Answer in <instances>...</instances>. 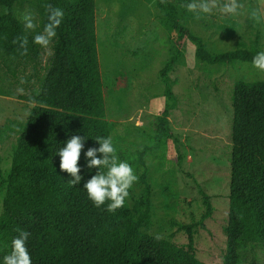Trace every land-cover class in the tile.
Returning <instances> with one entry per match:
<instances>
[{
    "label": "trees",
    "instance_id": "1",
    "mask_svg": "<svg viewBox=\"0 0 264 264\" xmlns=\"http://www.w3.org/2000/svg\"><path fill=\"white\" fill-rule=\"evenodd\" d=\"M23 1L36 14L34 30H25L16 17L14 8ZM171 1L155 3L176 35L174 54L159 72L170 104L155 122V146L172 136L167 118L176 102L168 75L184 40L195 45L196 59L207 65L252 64L259 52L253 47L210 53L202 39L180 22ZM46 4L62 9L64 17L38 87L25 97L32 107L13 148L6 182L0 214V264L20 230L30 233L26 246L32 264H204L192 252L190 227L186 228L188 249L157 240L141 230L151 224L147 206L134 212L125 201L124 207L109 211L108 202L96 207L83 188L98 171L86 166L84 153L99 147L97 137L110 136L96 45L95 0H0L4 11L0 13V63L8 71L15 65L37 63L42 47L33 38L47 23ZM22 36L28 39L26 55H21L19 42L13 43ZM231 106L229 213L222 264H243L242 251L247 247L264 250V80L236 81ZM74 135L85 140L78 162L82 179L73 186L69 183L72 177L60 170L56 153ZM144 183L147 200L149 185ZM209 213L207 203L202 219Z\"/></svg>",
    "mask_w": 264,
    "mask_h": 264
},
{
    "label": "rangeland",
    "instance_id": "2",
    "mask_svg": "<svg viewBox=\"0 0 264 264\" xmlns=\"http://www.w3.org/2000/svg\"><path fill=\"white\" fill-rule=\"evenodd\" d=\"M156 1L95 0L106 121L119 160L128 162L138 176L126 201L134 212L148 207L151 224L142 231L188 249L190 227L195 257L204 264H222L229 213L232 90L239 80L263 81L264 71L244 62L204 64L195 57V45L184 40L168 75L176 102L167 118L172 136L155 146V122L170 104L159 72L174 54L176 38ZM189 2L171 1L180 22L210 53L253 47L264 51V0H239L243 8L234 16L219 6L207 14L189 12L184 7ZM217 2L222 6L227 0ZM252 10L259 19L252 18ZM14 11L22 23L26 12L33 13L37 25L28 1ZM52 53L51 43L42 48L34 65H15L8 71L0 63V214L13 148L32 107L25 97L38 87ZM143 178L149 185L147 200ZM207 203L210 213L202 219ZM242 255L243 264H264L261 248L247 247Z\"/></svg>",
    "mask_w": 264,
    "mask_h": 264
},
{
    "label": "clouds",
    "instance_id": "3",
    "mask_svg": "<svg viewBox=\"0 0 264 264\" xmlns=\"http://www.w3.org/2000/svg\"><path fill=\"white\" fill-rule=\"evenodd\" d=\"M218 6L223 13L233 16L243 8L239 0H227L222 6L218 5L217 0H191L184 5L189 12L205 14L210 13L213 8ZM44 7L47 11V23L44 25L43 31L34 36L33 42L44 49H48L56 37V30L62 23L64 12L51 4H46ZM251 16L254 19H259V13L256 10H252ZM22 19L25 30H34L37 27L33 13L26 12ZM17 42H19L20 49L23 50L21 55H26L28 51L27 36L18 37L17 40L13 41L14 44ZM252 66L264 71V51L257 52L252 58ZM19 91L22 92L23 89L21 88ZM84 140L85 138L74 135L56 153L60 158V170L72 177L69 183L73 186L79 184L82 179L81 175L78 174L81 171L78 162L84 148ZM96 142L99 147L89 148L84 155L88 161L86 166L89 169L97 168L98 171L84 184L83 188L86 190L89 200L96 207H101L108 202L107 209L115 211L124 207L125 201L130 195V189L138 181V176L128 162L119 160L111 136L97 137ZM97 153L102 154V158H98ZM102 169H106V171ZM29 236V232L19 231L18 236L11 241V251L3 257V264H32L26 246ZM155 238L159 240L162 237L158 234Z\"/></svg>",
    "mask_w": 264,
    "mask_h": 264
}]
</instances>
